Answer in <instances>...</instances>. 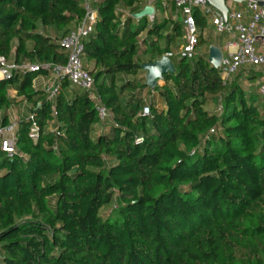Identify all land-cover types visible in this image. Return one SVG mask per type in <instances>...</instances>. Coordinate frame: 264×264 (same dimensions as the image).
Segmentation results:
<instances>
[{"label":"trees","instance_id":"obj_1","mask_svg":"<svg viewBox=\"0 0 264 264\" xmlns=\"http://www.w3.org/2000/svg\"><path fill=\"white\" fill-rule=\"evenodd\" d=\"M93 2L99 18L84 54L112 120L100 122L68 78L55 101L36 91L46 70L0 80V110L16 101L13 87L35 103L40 129L34 141L29 116L18 153L0 148V264H264V108L242 83L246 71L224 83L205 55L184 56L142 116L144 27L120 22L141 2ZM83 16L81 0H0V56L15 47L17 62L63 65L60 41ZM197 22L205 27L199 14ZM120 74L133 77L117 83Z\"/></svg>","mask_w":264,"mask_h":264},{"label":"built area","instance_id":"obj_2","mask_svg":"<svg viewBox=\"0 0 264 264\" xmlns=\"http://www.w3.org/2000/svg\"><path fill=\"white\" fill-rule=\"evenodd\" d=\"M146 7L152 8V12L145 16L151 22L156 18V4L161 2L167 4L172 2L183 17V44L177 51H167L164 56L181 59L192 55L200 43V29L197 22V14L203 18L208 16L217 34H225L228 40L225 46L226 55H222L219 66L221 78L224 83L231 81L232 77L242 69H252L258 74L257 89L264 100V0H246L244 10L231 6L228 16L225 18L209 0H143ZM84 8V16L80 23L72 29L61 41V46L66 53L65 64L36 63L31 61H9L5 56H0V80L10 79L18 71L37 72L41 70L50 71L54 76V83L47 88L48 99L55 101L62 89V83L68 78L75 86L87 91L89 98L93 101L100 122L112 120V112L106 106L96 86L95 77L85 65L84 41L95 30L98 23L99 12L93 0H81ZM132 16L131 13L123 11ZM245 14L248 21L244 22ZM142 17V16H140ZM124 23V22H123ZM54 109V115L57 112ZM222 105L217 108L221 111ZM151 113L149 102H145L141 110L142 116ZM29 120L32 122L30 137L37 141L40 129L35 115L31 114ZM17 130L14 124L0 127V148L6 156L13 157L18 153L16 146ZM137 143H143L144 137L138 136Z\"/></svg>","mask_w":264,"mask_h":264},{"label":"crops","instance_id":"obj_3","mask_svg":"<svg viewBox=\"0 0 264 264\" xmlns=\"http://www.w3.org/2000/svg\"><path fill=\"white\" fill-rule=\"evenodd\" d=\"M140 8L138 10H129V9H123V11H127L132 14V16H129L128 14H125L123 17H121L120 22L124 24L123 22L126 21L128 18V24L132 29H137L138 27H144L140 33L138 34V40L140 44V51L138 58L139 60L144 63L148 61H156L157 59H160L167 51H175L172 47L175 45V43H178L179 39H182V42L179 44V47L183 44V35H184V27H183V17L181 13L176 9L175 5L172 2H168L166 5L159 2L156 4V18L154 22H151L147 16L140 17L141 10L144 8L143 5H146L143 3V0H140ZM246 0H219L218 4L211 3L216 10H218L223 17L228 16V11L231 6H234L238 8L239 10H244ZM139 5V4H138ZM157 5L161 6V15L158 16V9ZM248 14H245L244 22L248 21ZM205 20V27L200 29V35H201V42L196 47L195 52L190 55L192 57L195 56H201L205 55L208 59L210 58V48L212 46H217L222 55L226 52L225 46L228 40V36L225 34H217L214 26L210 19L208 21L206 18ZM132 22L135 24L132 26ZM181 26L180 34H176L175 38H172L169 47H167V38L169 36H174V29L176 24ZM154 23H157L159 25H162L160 28L159 33L154 32L152 30V26ZM127 24V25H128ZM39 30L46 31L51 34H55V31L52 28H46L45 30L40 27ZM144 34V35H143ZM151 39V42H149ZM163 40V42H162ZM150 48H152V51H150ZM165 48V49H164ZM15 47L12 51V54L9 61H15ZM178 59H176L177 61ZM173 63L175 62L172 59ZM85 65L86 67L91 71L94 68V61L89 60L87 57H85ZM245 70V69H242ZM250 71H246L245 77H242V83L245 87H252L254 86L255 92H258L257 89V82L258 78L255 79V81L252 82L253 79H250L249 77H253L254 75H258L255 71L252 69H249ZM139 78L145 79V71L141 70L136 75ZM133 75L128 74H120L116 77L118 80L117 83H119L120 80H126L129 78H132ZM146 80V79H145ZM54 83V76L50 71L42 72L38 74L35 79L33 80V87L36 91L40 92L44 96H48V93L46 91L47 88H50ZM165 84V81H160L158 84L159 86H163ZM79 88V87H78ZM81 89V88H80ZM249 89V88H248ZM83 90V89H81ZM251 90V89H250ZM154 95V90L150 87L147 88V90L144 92V101H149ZM9 96L11 98H16L15 102H12L10 104L4 105L2 109L0 110V127L2 126V122L4 119L8 120V125L14 124L16 125V128L18 130L20 123L24 119H28V117L34 112L33 109L35 107V103L25 99L22 96H18L17 90L11 87L9 89ZM261 107L264 108V100L260 99ZM205 108L209 111H215L217 108V104L213 102H208L205 106Z\"/></svg>","mask_w":264,"mask_h":264},{"label":"water","instance_id":"obj_4","mask_svg":"<svg viewBox=\"0 0 264 264\" xmlns=\"http://www.w3.org/2000/svg\"><path fill=\"white\" fill-rule=\"evenodd\" d=\"M213 4H218L219 0H209ZM152 12V8L146 7L141 13L140 16H145L146 14ZM222 60V53L217 46H212L210 48V58L209 61L213 64L214 67L219 68ZM142 69L145 71L146 84L151 89L164 80V75L167 73H175L176 68L173 61L167 57L162 56L156 61H148L141 64Z\"/></svg>","mask_w":264,"mask_h":264},{"label":"rangeland","instance_id":"obj_5","mask_svg":"<svg viewBox=\"0 0 264 264\" xmlns=\"http://www.w3.org/2000/svg\"><path fill=\"white\" fill-rule=\"evenodd\" d=\"M157 9H158V16H160L161 15V13H162V11H161V6L160 5H157ZM144 9H142L141 10V12L143 11ZM206 18V20L208 21V16H206L205 17ZM135 23L134 22H132V26L134 25ZM144 35V34H143ZM149 42H151V39H150V41ZM162 42H163V40H162ZM178 43H175V45H173V49L175 50V51H177L178 49H179V44L182 42V39L180 38L179 39V41H177ZM180 42V43H179ZM150 51H152V48H150ZM225 55H226V53H224ZM173 60L174 61H176V58L175 57H173ZM245 71H250L249 69H246ZM244 83V82H243ZM244 85V84H243ZM254 87V86H253ZM15 127H16V125H14ZM16 130H17V128H16Z\"/></svg>","mask_w":264,"mask_h":264}]
</instances>
